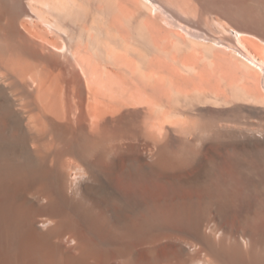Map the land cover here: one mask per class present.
Returning <instances> with one entry per match:
<instances>
[{
    "label": "bare ground",
    "instance_id": "6f19581e",
    "mask_svg": "<svg viewBox=\"0 0 264 264\" xmlns=\"http://www.w3.org/2000/svg\"><path fill=\"white\" fill-rule=\"evenodd\" d=\"M0 264H264V0H0Z\"/></svg>",
    "mask_w": 264,
    "mask_h": 264
}]
</instances>
